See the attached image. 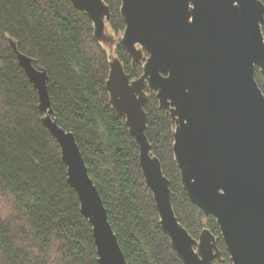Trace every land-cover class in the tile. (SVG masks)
I'll list each match as a JSON object with an SVG mask.
<instances>
[{
  "label": "water",
  "instance_id": "water-1",
  "mask_svg": "<svg viewBox=\"0 0 264 264\" xmlns=\"http://www.w3.org/2000/svg\"><path fill=\"white\" fill-rule=\"evenodd\" d=\"M71 2L90 16L102 43L110 7L104 0ZM121 2L126 24L121 44L134 66L145 61L144 73L133 80L116 58L107 88L115 112L126 118L139 144L143 175L172 248L183 264L222 258L210 230L195 239L176 216L170 181L146 134V88L176 125L173 150L191 202L217 219L233 264H264V93L256 80L257 69L264 74V2ZM18 59L38 91L43 123L61 148L68 182L93 227L99 264H128L76 138L57 121L48 73L27 55L18 52Z\"/></svg>",
  "mask_w": 264,
  "mask_h": 264
},
{
  "label": "trees",
  "instance_id": "trees-1",
  "mask_svg": "<svg viewBox=\"0 0 264 264\" xmlns=\"http://www.w3.org/2000/svg\"><path fill=\"white\" fill-rule=\"evenodd\" d=\"M104 1L112 29L124 33L121 0ZM14 47L48 73L57 121L76 138L128 264H183L162 229L139 144L111 104L110 57L90 16L71 0H0V264H99L93 227ZM116 55L133 80L142 77L145 61L134 66L121 43ZM256 80L264 93L259 69ZM146 93V134L170 181L176 216L195 239L205 229L216 236L222 258L213 264H233L217 219L184 190L170 112Z\"/></svg>",
  "mask_w": 264,
  "mask_h": 264
},
{
  "label": "rangeland",
  "instance_id": "rangeland-1",
  "mask_svg": "<svg viewBox=\"0 0 264 264\" xmlns=\"http://www.w3.org/2000/svg\"><path fill=\"white\" fill-rule=\"evenodd\" d=\"M124 36V33L118 34L115 33L112 29L110 23H107L106 26V39L101 43V45L107 51L110 61L118 58L116 55L117 46L121 43V40Z\"/></svg>",
  "mask_w": 264,
  "mask_h": 264
}]
</instances>
